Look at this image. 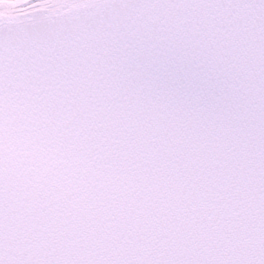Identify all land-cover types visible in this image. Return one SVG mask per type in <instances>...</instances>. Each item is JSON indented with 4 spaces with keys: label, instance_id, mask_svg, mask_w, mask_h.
Segmentation results:
<instances>
[{
    "label": "snow or ice",
    "instance_id": "obj_1",
    "mask_svg": "<svg viewBox=\"0 0 264 264\" xmlns=\"http://www.w3.org/2000/svg\"><path fill=\"white\" fill-rule=\"evenodd\" d=\"M0 264H264V0H0Z\"/></svg>",
    "mask_w": 264,
    "mask_h": 264
}]
</instances>
